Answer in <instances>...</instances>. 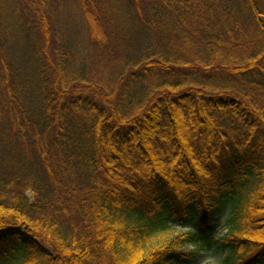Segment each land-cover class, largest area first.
<instances>
[{
    "label": "trees",
    "instance_id": "trees-1",
    "mask_svg": "<svg viewBox=\"0 0 264 264\" xmlns=\"http://www.w3.org/2000/svg\"><path fill=\"white\" fill-rule=\"evenodd\" d=\"M54 1L16 14L34 91L0 49V264H189L190 246L264 264V0L122 1L112 18L132 15L150 53L104 85L66 76Z\"/></svg>",
    "mask_w": 264,
    "mask_h": 264
},
{
    "label": "rangeland",
    "instance_id": "rangeland-1",
    "mask_svg": "<svg viewBox=\"0 0 264 264\" xmlns=\"http://www.w3.org/2000/svg\"><path fill=\"white\" fill-rule=\"evenodd\" d=\"M94 1L100 6L102 17L110 26L104 42H90L88 23L79 0H56L51 5L49 15L53 23L54 36L72 58L67 64L66 76L72 81L94 79L103 85L105 82L111 84L112 80L121 76V68L124 66L120 62L124 57L133 61L140 55L150 53L147 49L149 37L148 35L144 36L141 30L136 27V21L132 15L125 12L123 19L125 25L118 18H112L113 14L116 16L122 1L125 3L124 0ZM20 11H23L22 0H0V49L4 52H2L3 54H6L9 65L18 69L16 73L23 74L24 79L30 78L29 80L35 82L29 84L30 90L34 91L38 86V70L27 60L26 63H23L20 46L15 41L16 33L19 31L18 27L25 26L23 23L20 24V18H16V14L18 15ZM173 23L171 21L167 30L170 49L175 36H182V33L175 31ZM136 45L139 47L134 50ZM130 61L124 62L129 63ZM128 66L131 69V65ZM228 217L229 211L226 210L218 218V222L213 226L212 236L214 238L219 239L226 233L225 221ZM177 230L185 231L179 228ZM189 249L196 252L197 255L194 260L187 261L189 264H221L225 256L218 247L210 250H195V247L190 246Z\"/></svg>",
    "mask_w": 264,
    "mask_h": 264
}]
</instances>
